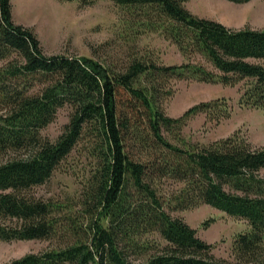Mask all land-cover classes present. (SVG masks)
I'll return each instance as SVG.
<instances>
[{"label":"trees","instance_id":"obj_1","mask_svg":"<svg viewBox=\"0 0 264 264\" xmlns=\"http://www.w3.org/2000/svg\"><path fill=\"white\" fill-rule=\"evenodd\" d=\"M113 1L126 30L159 33L186 61L147 54L117 68L48 55L15 23L12 1L0 0V239L52 243L6 264H264V145L239 131L208 144L183 135L198 114L216 124L229 118L224 97L177 117L164 108L174 82L196 80L243 83L240 105L264 110V27H229L194 14L187 0ZM62 109L61 133L44 136ZM79 147L90 164L79 193L38 194ZM202 204L249 223L229 260L168 210Z\"/></svg>","mask_w":264,"mask_h":264},{"label":"rangeland","instance_id":"obj_2","mask_svg":"<svg viewBox=\"0 0 264 264\" xmlns=\"http://www.w3.org/2000/svg\"><path fill=\"white\" fill-rule=\"evenodd\" d=\"M15 23L32 29L48 55L68 54L92 56L113 67L121 68L133 56L152 54L160 62L172 65L186 61L178 47L155 32L135 33L125 29L123 9L113 0H97L93 4L61 0H11ZM186 6L194 14L218 20L232 28L264 27V0L236 3L229 0H187ZM240 83L234 87L196 80L174 82V95L165 104V112L173 117L201 101L226 98L232 107L229 118L216 124L204 114L191 119L183 135L200 144H208L235 132L255 145H264V110L241 106ZM68 121V110L62 109L43 135L55 139ZM79 147L46 184L36 189L45 197H64L78 194L88 174L89 160ZM174 216L183 217L198 235L214 244L217 258L230 259L235 236L250 228L246 219L231 216L208 204L180 210L168 208ZM209 224L205 225L204 222ZM52 243L29 239L5 241L0 239V264L30 252H40Z\"/></svg>","mask_w":264,"mask_h":264}]
</instances>
